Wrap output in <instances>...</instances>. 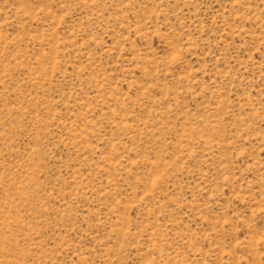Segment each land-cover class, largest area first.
Here are the masks:
<instances>
[{
    "label": "rangeland",
    "instance_id": "1",
    "mask_svg": "<svg viewBox=\"0 0 264 264\" xmlns=\"http://www.w3.org/2000/svg\"><path fill=\"white\" fill-rule=\"evenodd\" d=\"M0 264H264V0H0Z\"/></svg>",
    "mask_w": 264,
    "mask_h": 264
}]
</instances>
